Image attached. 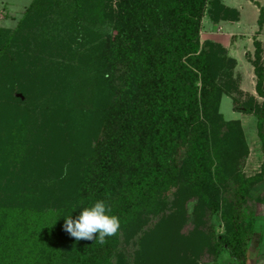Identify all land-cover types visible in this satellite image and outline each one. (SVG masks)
Instances as JSON below:
<instances>
[{"label": "trees", "instance_id": "obj_1", "mask_svg": "<svg viewBox=\"0 0 264 264\" xmlns=\"http://www.w3.org/2000/svg\"><path fill=\"white\" fill-rule=\"evenodd\" d=\"M209 1L32 0L13 30L0 27V214L12 208L46 217L41 231L48 228L56 245L50 264H101L112 252L117 234L101 243L77 240L64 229L66 217L76 219L81 206L97 199L124 226L136 214L164 210V222L145 239L153 254L172 251L174 262L163 264H195L193 256L204 249L212 264H247L256 222H245L244 209L251 187L264 182V161L257 176L231 190L232 199L221 192V156L209 141L219 134L224 153L237 143L228 135L241 133L218 112L230 88L213 63L225 55L211 42L200 43ZM259 15L261 28L262 10ZM227 62L223 70L230 73L234 61ZM260 62L257 51V94L264 99ZM9 68L19 71L10 82L3 75ZM233 100L235 110L257 121L264 151V102L250 108ZM44 153L61 162L36 172ZM63 182L72 185L64 204L45 212L40 198L52 201ZM162 191L171 195L163 209L151 204ZM188 203L209 242L205 230L185 239L179 234ZM212 218L222 230L208 225Z\"/></svg>", "mask_w": 264, "mask_h": 264}, {"label": "rangeland", "instance_id": "obj_2", "mask_svg": "<svg viewBox=\"0 0 264 264\" xmlns=\"http://www.w3.org/2000/svg\"><path fill=\"white\" fill-rule=\"evenodd\" d=\"M31 1L0 0V27L13 30L17 26L24 9ZM208 4L207 12L202 21L200 43L211 42L222 49L221 55H225L224 57H219L220 59L218 61L215 60V63H213L218 68L217 78L226 81V87L230 88L229 95L221 97L218 112L225 124L235 125L241 133L231 132V135H228L230 139L236 138L237 143L234 142V148L233 144L229 143L230 149H226L224 153L220 151V145L217 143L216 138H218L219 134H216V138H212L209 141V146L213 150L217 148L218 155L221 156V160L218 162L221 170L218 180L221 192L225 194L228 191L231 195L228 193L226 196L232 199L234 194L233 192L231 193V190L233 189L234 191L243 180L257 176L261 172L264 161V151L257 137V121L252 115L235 110L233 100L237 99L239 102L246 103L250 108L261 107L264 102V99L257 94L258 78L255 67L257 51H260V66L264 71V0H210ZM230 9L233 11L229 12ZM260 10L263 11L261 28L258 23ZM234 12L238 13L236 21ZM216 17H219L220 21L214 22L213 20ZM258 44H260V47H258ZM27 47L28 45L22 46L25 52L30 53ZM227 58L234 61L230 73L223 70V66L229 65L230 67ZM9 69L4 71L3 75L10 82L9 79L15 78L19 71L16 70L12 74L13 71H10L13 69ZM262 89L264 91V81ZM16 96L22 100L24 99L21 94ZM222 132V135L226 136L227 131L222 129ZM241 135H243L244 144L241 143L242 137L238 138ZM238 142H240L241 146L243 145L242 148H239L240 144L238 145ZM35 146H37L36 143L32 146V148L34 147L33 150H35ZM243 147H246L245 151ZM44 156L46 160H38L35 163L34 167L36 168L33 169L36 172L48 168L49 163L56 164L61 162L57 159L48 161L46 153H44ZM41 173L42 176H46L44 172ZM40 187H45L43 180L40 183ZM71 187L70 182H63L52 201L47 199V197L40 198V204L44 211L48 212L63 205L64 198ZM170 196V192L162 191L151 204L153 206L159 204L157 207L164 208L166 204L164 202ZM185 200L180 197V212L186 211ZM187 205L189 207L186 217L187 224L179 233L184 239L190 238L191 235L195 234L194 232L204 233L205 230L202 220L193 218L190 215L194 203H188ZM150 209L153 212L151 207ZM8 211L7 214H0V253L5 257H11L12 260L7 261L0 256V261L6 262V264H50L48 254L56 245L51 235L50 239H47L48 228H46L45 233L41 231L42 225L40 223L46 217L31 215L28 212L16 211L12 208L8 209ZM163 211L161 210L159 215L155 213L150 215L136 214L127 226L121 225L116 233L117 241L116 244L112 245V252L107 254L103 260H100L101 264H163V261L174 262L172 251L168 250L164 255L153 254L150 247H148V240L145 241L164 222L162 220L165 211ZM244 212L248 216L246 223L252 219L257 222V234L252 237L247 251V264H264V182L254 184L251 187L249 201ZM222 224L219 218L208 220V225L217 226L218 231L222 230ZM34 228L42 233L44 237L34 231ZM49 232L52 234L53 229ZM203 236L209 242V231L207 229ZM213 258L210 250L204 249L198 256H193V261L195 264H212Z\"/></svg>", "mask_w": 264, "mask_h": 264}, {"label": "clouds", "instance_id": "obj_3", "mask_svg": "<svg viewBox=\"0 0 264 264\" xmlns=\"http://www.w3.org/2000/svg\"><path fill=\"white\" fill-rule=\"evenodd\" d=\"M79 209V216L76 219L71 216L66 217L64 224L65 231L77 240L99 239L103 243L107 237L115 235L121 227L120 218L112 214L110 205L103 199H97ZM97 233L98 236L94 237Z\"/></svg>", "mask_w": 264, "mask_h": 264}, {"label": "crops", "instance_id": "obj_4", "mask_svg": "<svg viewBox=\"0 0 264 264\" xmlns=\"http://www.w3.org/2000/svg\"><path fill=\"white\" fill-rule=\"evenodd\" d=\"M256 225H257V222H256ZM257 234V229L255 230V235ZM259 262H261V260H259ZM258 264V263H257Z\"/></svg>", "mask_w": 264, "mask_h": 264}]
</instances>
